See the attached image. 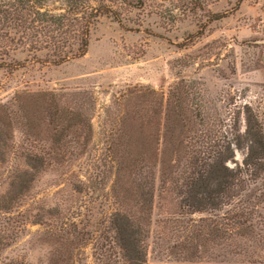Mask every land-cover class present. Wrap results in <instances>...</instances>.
Listing matches in <instances>:
<instances>
[{
	"label": "rangeland",
	"instance_id": "obj_1",
	"mask_svg": "<svg viewBox=\"0 0 264 264\" xmlns=\"http://www.w3.org/2000/svg\"><path fill=\"white\" fill-rule=\"evenodd\" d=\"M100 3L111 6L118 19L98 14ZM37 4L48 15L71 17L69 12L80 11L59 43L63 50L76 52L88 28L84 54L51 63L46 60L54 58L53 46L38 51L41 43L17 34L13 28L22 23L20 14ZM46 14L41 18L51 19ZM0 62V102L9 101L15 91H55L64 104H76L90 115L94 135L88 148L101 154L121 108L113 106L114 95L136 85L166 93L169 86L184 84L190 106L203 119L200 134L212 128L224 136L221 148L229 143L234 149L235 161L228 162L237 173L234 196L218 207L191 213L181 197H170L163 189L170 180L160 181L162 173L178 177L181 168H151L155 181L147 261L264 264V0H144L139 7L123 0H0ZM81 96L83 107L74 100ZM145 98L124 103V111L140 110L143 117L149 108L143 109ZM8 105L18 118L17 100ZM45 122L33 136L23 135L15 123L12 138L0 145L7 159L0 161V194L6 193L10 175L22 167L19 153L44 155L52 162L55 154L71 157L81 149L72 133L66 142L52 144ZM249 150L262 157L245 165ZM77 162L76 168L95 175L88 193L80 188L74 192L58 181L60 163L31 169L34 181L20 205L1 217L9 238L0 250V264H104L96 246L107 243L115 208L136 211L133 182L138 179L139 189L145 190L147 168L130 171L127 181L113 190L110 171L98 175ZM191 233L198 237L181 245L183 236Z\"/></svg>",
	"mask_w": 264,
	"mask_h": 264
},
{
	"label": "trees",
	"instance_id": "obj_2",
	"mask_svg": "<svg viewBox=\"0 0 264 264\" xmlns=\"http://www.w3.org/2000/svg\"><path fill=\"white\" fill-rule=\"evenodd\" d=\"M123 1L134 7L144 3V0ZM99 5L98 14L107 13L118 19L111 6L103 3ZM41 7H43L41 4L31 5L26 12L20 14L19 20L22 23L17 24V28L12 27L17 34L41 43L38 45V51L53 46L54 58L46 60L51 63H59L71 54H84L88 45V28L80 38L76 52L63 50L59 43L60 36L68 31L64 28L70 26L72 20L77 21L78 16L75 15L80 11L69 12L71 17L66 16L65 13L48 15L45 10L40 11ZM45 14L51 19L41 18ZM24 63L25 61L14 62V67L22 66ZM2 66L0 62V67ZM143 97H147L142 104L143 109L149 106L143 117L140 115L142 113L140 110L124 111V103L132 99L140 101ZM11 99L17 100L18 118L16 119L9 112L8 104ZM82 99L81 96L74 100L83 107ZM112 104L121 108L115 113V125L110 127L107 149L101 154L88 148L94 135L90 115L76 104L74 107L64 104V98L55 91L40 90L34 93L15 91L9 101L0 102V145H4L5 138L11 139L17 129L23 135L33 136L41 122L46 121L45 127L48 126L49 141L52 144L66 142L67 137L72 133L76 145L81 146L80 150L72 154V158L66 154H55L52 156V162L45 161L44 155L19 153L17 157L21 160L22 167H18L10 175L13 179L7 182L6 193L0 194V250L9 238L6 232L8 224L3 222L1 217L10 214L12 209L20 205L19 201L34 181L31 169H43L47 165L60 163L62 169L58 174V181L68 184L74 192L80 188L79 191L84 190L86 193L90 191L95 175L92 172L85 174L84 171L76 168V161L80 166L92 168L96 174L110 171V179L113 176L111 179L113 190L127 181L130 171L147 168L146 176L143 177L148 178L145 180V190L139 189L136 183L138 179L133 182L132 205L136 211L130 208L123 211L122 208H115L108 221L111 235L107 236V240L105 239L106 244L100 241L96 246L99 251L97 258L104 264H149L146 258V235L150 224L155 181V174L151 168L155 166L181 168L178 177H168L162 173L160 181L165 184L166 180H170V186L163 185V189L165 187L170 197L174 194L181 197L191 213L203 211L208 207H218L234 196L237 173L234 167L228 164L229 161H235L234 149L229 143L221 148L219 141L224 136H217L212 128L200 134L198 126H202L203 119L200 117L201 114L190 106L184 84L175 83L169 86L166 93L158 92L149 86L136 85L125 89L122 94L114 95ZM15 123L18 125L17 129ZM119 130L120 133L117 132ZM244 134L246 138L250 135L248 129ZM189 148L191 150H188ZM261 157V153L249 150L244 156V164H254ZM6 160L4 152H0V161ZM115 193L118 195V192ZM195 200H198V205L193 206ZM68 220L71 221L72 218ZM197 235L186 234L183 236L185 239L181 240V245L192 243ZM115 256L119 260L114 259Z\"/></svg>",
	"mask_w": 264,
	"mask_h": 264
}]
</instances>
